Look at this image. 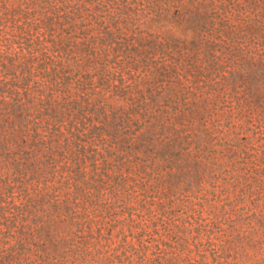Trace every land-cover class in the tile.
I'll return each mask as SVG.
<instances>
[{"label": "trees", "instance_id": "16d2710c", "mask_svg": "<svg viewBox=\"0 0 264 264\" xmlns=\"http://www.w3.org/2000/svg\"><path fill=\"white\" fill-rule=\"evenodd\" d=\"M0 264H264V0H0Z\"/></svg>", "mask_w": 264, "mask_h": 264}, {"label": "rangeland", "instance_id": "374dc122", "mask_svg": "<svg viewBox=\"0 0 264 264\" xmlns=\"http://www.w3.org/2000/svg\"><path fill=\"white\" fill-rule=\"evenodd\" d=\"M162 104H166V103H165V102H162L161 105H162Z\"/></svg>", "mask_w": 264, "mask_h": 264}]
</instances>
